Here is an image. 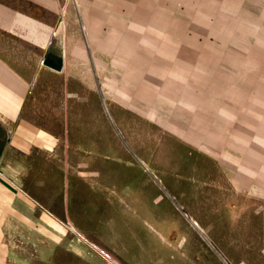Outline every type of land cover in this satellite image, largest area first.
Here are the masks:
<instances>
[{"label": "rangeland", "instance_id": "374dc122", "mask_svg": "<svg viewBox=\"0 0 264 264\" xmlns=\"http://www.w3.org/2000/svg\"><path fill=\"white\" fill-rule=\"evenodd\" d=\"M100 2L32 91L50 150L14 156L31 264H264V0Z\"/></svg>", "mask_w": 264, "mask_h": 264}, {"label": "crops", "instance_id": "0c3cea01", "mask_svg": "<svg viewBox=\"0 0 264 264\" xmlns=\"http://www.w3.org/2000/svg\"><path fill=\"white\" fill-rule=\"evenodd\" d=\"M88 1L91 7L83 0L72 5L67 0H0V264H31L33 253L46 254L45 246L24 249L27 239L46 230L49 215L22 189V165L14 156L50 150L46 144L52 137L25 116L37 97L42 99L32 91L37 85L46 88L45 76L39 81L41 71L63 73L68 60L80 58L73 49V27L81 10H98L101 3ZM103 5L110 9V0ZM89 53L97 57L95 46Z\"/></svg>", "mask_w": 264, "mask_h": 264}, {"label": "bare ground", "instance_id": "6f19581e", "mask_svg": "<svg viewBox=\"0 0 264 264\" xmlns=\"http://www.w3.org/2000/svg\"><path fill=\"white\" fill-rule=\"evenodd\" d=\"M192 224L196 226L195 222H192ZM197 228H198V226H197ZM198 229H199V228H198ZM199 231H200V229H199ZM199 233H200V232H199ZM102 253H103V252H102ZM103 254L106 255V257L109 259V261H110L112 264H119L115 259H113V258L110 257L109 255H107V254H105V253H103Z\"/></svg>", "mask_w": 264, "mask_h": 264}, {"label": "water", "instance_id": "95a60500", "mask_svg": "<svg viewBox=\"0 0 264 264\" xmlns=\"http://www.w3.org/2000/svg\"><path fill=\"white\" fill-rule=\"evenodd\" d=\"M44 63H45V62H44ZM46 64H47V62H46ZM46 64H45V65H46ZM57 67H58V66H57Z\"/></svg>", "mask_w": 264, "mask_h": 264}, {"label": "built area", "instance_id": "2783aa9c", "mask_svg": "<svg viewBox=\"0 0 264 264\" xmlns=\"http://www.w3.org/2000/svg\"><path fill=\"white\" fill-rule=\"evenodd\" d=\"M43 62H44V61H43ZM43 62H42V63H43Z\"/></svg>", "mask_w": 264, "mask_h": 264}]
</instances>
